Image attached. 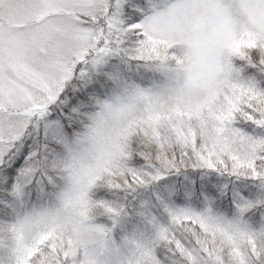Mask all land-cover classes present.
Returning <instances> with one entry per match:
<instances>
[{
    "label": "snow or ice",
    "instance_id": "1",
    "mask_svg": "<svg viewBox=\"0 0 264 264\" xmlns=\"http://www.w3.org/2000/svg\"><path fill=\"white\" fill-rule=\"evenodd\" d=\"M0 264H264V0H0Z\"/></svg>",
    "mask_w": 264,
    "mask_h": 264
}]
</instances>
